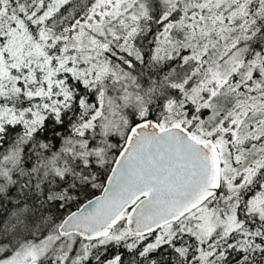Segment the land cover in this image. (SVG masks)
<instances>
[{"label": "snow or ice", "instance_id": "1", "mask_svg": "<svg viewBox=\"0 0 264 264\" xmlns=\"http://www.w3.org/2000/svg\"><path fill=\"white\" fill-rule=\"evenodd\" d=\"M0 264H264V0H0Z\"/></svg>", "mask_w": 264, "mask_h": 264}]
</instances>
